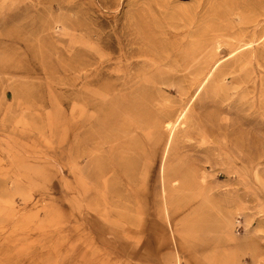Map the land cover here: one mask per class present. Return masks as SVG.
I'll return each mask as SVG.
<instances>
[{"label": "rangeland", "instance_id": "374dc122", "mask_svg": "<svg viewBox=\"0 0 264 264\" xmlns=\"http://www.w3.org/2000/svg\"><path fill=\"white\" fill-rule=\"evenodd\" d=\"M0 264H264V0H0Z\"/></svg>", "mask_w": 264, "mask_h": 264}, {"label": "bare ground", "instance_id": "6f19581e", "mask_svg": "<svg viewBox=\"0 0 264 264\" xmlns=\"http://www.w3.org/2000/svg\"><path fill=\"white\" fill-rule=\"evenodd\" d=\"M173 122H171V121H167V123H166V127H168V128H172L173 127Z\"/></svg>", "mask_w": 264, "mask_h": 264}]
</instances>
